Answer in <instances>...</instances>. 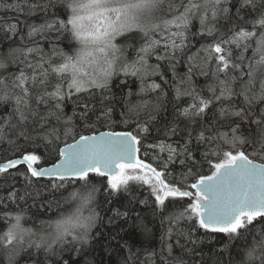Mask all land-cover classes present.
<instances>
[{"label":"snow or ice","instance_id":"6c2138e0","mask_svg":"<svg viewBox=\"0 0 264 264\" xmlns=\"http://www.w3.org/2000/svg\"><path fill=\"white\" fill-rule=\"evenodd\" d=\"M233 8L236 18H241L242 13L251 17L250 27L230 29L227 35L215 36L218 31L215 22L222 15L231 19ZM0 10L14 11L25 17L24 21L16 19L11 22L0 17V33H3L0 37V70H7L10 65L16 64L31 70L29 75L21 68L12 81L13 89L19 88L20 93L9 95L5 91L0 95V101L14 100V114L18 115V122L23 125L29 119L24 109L31 108V89L42 90L36 95V104H44L49 110L46 115L36 111L30 115L38 118L39 131L35 128L32 131L36 133V140L43 141L45 146L59 141L61 135H73L77 120L91 127L95 116L96 121L115 124L114 96L104 94L111 93L113 77L123 73L125 76L139 77L143 84L150 75L155 74L156 69L148 60L156 54L162 42L165 52H170L172 57L188 47L187 33L194 18L199 20L201 26L197 34L213 37L211 43L202 45L194 55L188 57L189 61L201 59L203 66L191 65L187 81H180L183 87H176V99L190 96L193 100L179 111V115L189 124L201 126L198 130L185 127L187 139L179 150L164 141L147 145L148 148H158L161 153L167 152L165 170L169 163L184 165L189 160L195 163L193 149L189 147L195 131V142L208 146L203 156L211 166V175H200L186 186L168 181L167 175L170 173L158 170L139 155L143 140L150 132L147 122H137L136 131L80 135L74 143H65L64 147L58 149L59 160L50 168L39 166L42 155L37 150L23 149L17 158L0 164V175L22 177L26 189L33 184L34 178L39 180L47 176L61 182L54 183L53 188H62L64 182L72 180L83 182L85 191L70 194V200L78 201L72 213L42 221L36 230L24 226L23 211H5L2 215L7 227L0 234V244L3 245L7 264H19L18 258L22 253L31 260L32 253L28 249L57 257L55 264H97L96 257L88 251L89 248L92 252L96 251L92 247L94 240L104 253L111 252L112 242L115 241L117 251L127 250L131 253L123 260V264H130L136 253H132L134 244L126 239L130 234L125 225L131 221L130 227L144 233L149 231L135 206L151 204L154 213L157 210L163 212L169 203L185 198L189 200L187 206L178 213L169 214L167 219L170 225L182 220L192 221L188 242L197 243L191 239V232L199 230H203L210 240L214 238L210 234H224L232 241L259 223L262 227L255 234L253 242L243 252L236 254L238 259L235 262L229 260V264H264V163L251 159L246 151L247 147L255 149L259 144L264 152V0H187V3L181 0L179 4L176 0H13V3L0 0ZM41 12L44 15L39 23L27 22L28 18ZM135 36H139L142 43L135 50L136 58L129 60L125 49L114 41L117 37L134 39ZM14 37L19 38V44H15ZM37 37L52 45L50 52L44 51ZM61 38L72 41L74 51L66 53L53 43V40ZM234 49L241 51V55L235 59ZM249 49L257 59L254 62L250 60L248 70L244 71L243 64L236 61L242 62V53ZM200 53L204 55L201 57ZM29 58L36 59L35 65ZM164 58L157 55L158 60ZM205 66L212 68L211 75L215 81L208 86L212 94L208 98L200 95L191 82L193 67H199L201 75H209ZM236 71L241 72L239 77L231 75ZM256 74L260 76L259 91H256ZM53 79L55 83H52ZM238 80L240 91H236ZM29 83L31 88L28 87ZM0 84L7 87L2 79ZM160 88V84L152 82L147 87H141L140 92H155ZM93 89L101 93L98 101ZM80 94H87L88 98L84 99ZM234 97H242V103L235 102ZM66 100H72L75 105L71 116L64 111ZM216 103L220 107L212 112ZM97 104L101 109L99 115L96 114ZM258 105L261 107L254 116L253 111ZM149 107V101L127 103V111L120 114L124 118L120 122L127 128L131 115L138 117L141 111ZM154 107L158 110L160 105ZM53 118L63 127H49ZM154 119L155 115L149 111V120ZM225 128L226 131L222 130ZM178 130V124L172 123L167 127L165 136L178 135ZM19 137L25 142L32 140L27 130L20 131ZM210 156H215L216 162L209 159ZM13 169L16 170L14 174L10 171ZM191 171L189 168V174ZM90 174L101 178L109 205L122 197L127 200V204L121 203L120 207L107 209L112 212L107 220L109 225L117 220L122 222L118 225L120 231L107 238V244L101 243L103 233L94 236L92 231L102 218L92 207L100 189L91 183ZM133 185L140 188L147 186L148 197L138 199L134 195ZM31 195L27 190L23 195L11 190L7 198L17 203ZM172 231L170 227L166 235L171 237ZM166 247L171 255V245ZM153 255L149 253L150 257ZM100 264H105L103 259ZM173 264H184V261L181 259Z\"/></svg>","mask_w":264,"mask_h":264},{"label":"trees","instance_id":"16d2710c","mask_svg":"<svg viewBox=\"0 0 264 264\" xmlns=\"http://www.w3.org/2000/svg\"><path fill=\"white\" fill-rule=\"evenodd\" d=\"M7 3H13V0H6ZM179 4L181 0H176ZM187 3V0H183ZM199 2V0H198ZM225 6H230L226 4ZM43 13H38L37 16L28 18L27 22L39 23L43 18ZM232 16L229 19L227 16H220L218 21L215 22V26L218 31L215 36L227 35L229 30H236L240 27H250L251 17L241 14V18L235 17V8L232 9ZM0 17L8 19L10 22L16 19L24 21L25 17L14 11L0 10ZM201 26L199 20L194 18L192 25L190 27L188 35L187 44L188 47L185 48L183 52H176L175 56L172 57L170 52H165L163 44L157 48L156 54L149 57V64L156 69L155 74L150 75L142 84L139 77L125 76L123 73L113 77L112 91L111 93H104L105 95L114 96L112 100V106L114 108L113 119L116 121L115 124H108L101 121H96L95 116H93L92 125L88 127L82 121H75L76 128L71 136H63L59 141H54L52 145L45 146L43 141L36 140V133L32 130L35 128L39 131L38 118H34L30 115L32 111L39 112L40 115H46L49 110L44 104L37 106L36 95L40 89L32 88V99L31 108L24 109L25 114L29 116L27 122L23 125L18 122V115L14 114L15 102L14 100H9L7 102L0 101V129H2L3 138L0 139V163L6 162L8 159L17 158L20 151L23 149H28L29 151L35 149L42 155V160L40 167L50 165L54 163L58 158V149L65 145V143H70L77 139L80 135H86L90 133H95L98 131H124L132 130L136 131V123L147 122L150 128V132L147 138L143 140V145L141 147L140 156L147 163L152 164L158 170H165L164 163L167 160V152L161 153L158 148H148V144H156L160 141H164L167 144H171L173 147L180 149L187 139V134L184 131L187 126L189 129L198 130L201 126L200 124H189L188 121L184 120L183 117L179 115V111L193 102L190 96H182L179 100L176 99V87L183 85L180 84L181 80L187 81L188 70L191 65L200 64L203 66V61L199 58L189 61L188 57L194 55L202 45H207L213 41V37H208L207 35H199ZM26 32L27 29L25 28ZM3 33H0V37ZM159 39L160 37H156ZM41 45L44 47L46 53L50 52L52 45L41 39L36 38ZM13 40L15 44H19V38L14 37ZM126 40L124 37H119L118 42ZM6 43H12V41H6ZM27 43V42H26ZM58 48L66 53H71L74 51L73 42L68 39L53 40ZM142 40L137 44L132 46V49L127 53V45L125 43L122 48L125 49V55L129 60H134L136 58V49L140 47ZM14 44V46H15ZM31 46V45H29ZM244 60L241 62L237 60V63H242L244 71H247V65L250 60L254 62L257 57L253 56V52L249 49L247 52L242 53ZM157 55L164 56V59L158 60ZM201 57L204 53H200ZM241 55L239 49H234L233 59ZM30 62L35 65L36 59L29 58ZM58 59V58H56ZM159 66L156 68V66ZM23 68L24 71L31 75V70L27 69L24 65H10L7 70H0V79L6 81L5 84H0V95L5 91L9 95L19 94L20 89H13L12 81L15 75L19 74L20 69ZM214 68V62L212 65ZM212 68L205 66V70L209 71L208 76L200 74L199 67H193L191 73V82L195 87L196 91L205 98L210 97L212 94L208 91V86L214 84V78L211 75ZM231 75L239 77L241 75L240 71L231 73ZM223 78V77H222ZM55 79L52 83H55ZM155 82L161 85V88L155 92L141 93V87H147L148 84ZM239 80L237 81L236 91H240ZM260 76L256 74V91H259ZM28 87L31 88L29 83ZM51 88H49V91ZM92 92L96 93V100L100 99L101 93L98 90L93 89ZM131 93V95H129ZM84 99H87V94H80ZM235 102L242 103V97H234ZM143 101H149L150 107L148 110H143L140 112L139 116L131 115L129 118V124L127 128L120 121L124 119L120 114L127 111V103L139 104ZM127 102V103H126ZM66 107L64 108L65 113L68 116L72 115V109L75 106L72 100H66ZM93 103H96L95 101ZM227 103V102H226ZM159 104L160 107L157 110L154 106ZM220 107L219 103H216L212 107V112H215ZM261 106H257L253 111V115L258 114V110ZM100 107L97 104L96 114H100ZM149 111L152 115H155L156 119L149 120ZM211 115V113H209ZM7 121V123H6ZM172 123L178 124V135L175 136H165V131L167 127ZM13 125L15 127H13ZM55 126L62 128V123H58L54 118L51 120L49 127ZM247 127V125H245ZM22 130H27L31 135L32 140L25 142L22 137H19V132ZM226 131L227 129H222ZM193 143L189 145L193 149V155L195 156V163L192 161H186L184 165L179 162L172 164L169 163L167 169L165 170L170 175H167V180L173 183H181L182 185H190L195 181V179L200 175H210L212 172L210 164L204 159L203 153L208 148L207 145L197 144L195 142V131H193L192 137ZM37 145H39L37 147ZM198 149V150H197ZM247 153L251 159L255 161L264 163V152L261 151L260 145L257 144L255 149L252 147L246 148ZM147 153V155H145ZM155 157V159H154ZM213 162H216L217 158L215 156H210ZM23 169V166H20ZM189 168L192 169L189 174ZM13 174L16 172L15 169L10 170ZM187 174L186 179L184 175ZM91 183L96 185L100 191L96 194L95 201L92 207L99 213L102 218L101 221L97 223L96 228H94L93 235L98 233H103L104 239L101 243L107 244V238L115 235L120 231L118 225L122 222L117 220L115 224L109 225L107 220L108 217L112 215V212L107 211L110 207H120V204H127V200L123 197L120 200H114L112 205L107 203L109 199L108 194L104 191V184L101 178L96 177L94 174H90ZM61 183L56 178L51 179H40L33 180V184L25 188V181L22 177L15 175H0V234L6 230V223L3 217L5 211L8 212H21L24 213L23 224L26 228H32L36 230L40 227L42 221L55 220L61 216L68 215L72 213L78 206V201L70 200V194L73 192H83L85 191V186L83 182L80 181H66L65 186L62 188H53V184ZM135 189L134 195L138 199H143L148 197L147 186L140 188L138 185L132 186ZM11 190L17 191L20 195H23L25 190L32 193L31 196L27 197L25 201H17L13 203L8 200V192ZM39 192V195L36 193ZM151 199V198H150ZM188 198L183 201H176L169 203L168 207L163 211H153L154 206L149 205H136V211L140 212L143 218V223L147 226L148 232L144 233L137 228L130 227L131 221L125 228L129 232V236L126 239L130 240V243L134 244L132 248V253H136L135 257H132L130 264H173L174 261L183 260L184 264H229V260L235 262L238 257V252H243L244 248L251 242H253L255 234L258 233L259 229L262 227L257 223L251 231H246L243 236L236 238L235 240L229 241L228 237L224 234H210L213 239H209V236L205 235L203 230L191 232V239L197 241L196 244L188 242L187 236L192 227V221L182 220L178 224L170 225L167 217L169 214L178 213L182 211L188 204ZM167 203V202H166ZM19 205V206H18ZM123 210V209H121ZM88 214V209L85 210V215ZM172 227L171 237L166 234L169 228ZM180 233H184L183 236ZM124 235L123 232H120ZM97 239L100 237L97 236ZM179 240V244H177ZM115 241L112 242V250L110 253H104L101 251L100 246L97 244L96 240L93 241L92 247L96 248L95 252L89 248L88 251L91 255L96 257L97 264H100L101 259L105 264H123L125 257L131 256L127 250L120 252L115 248ZM167 245H171V255L167 250ZM202 250V251H201ZM28 252L32 253V259L29 260L27 254L22 253L19 259V264H36V262H42V264H55L57 257L48 256L42 251L37 253L35 249H28ZM149 253H154L155 255L149 256ZM0 264H7V258L4 254L3 245L0 244Z\"/></svg>","mask_w":264,"mask_h":264},{"label":"rangeland","instance_id":"374dc122","mask_svg":"<svg viewBox=\"0 0 264 264\" xmlns=\"http://www.w3.org/2000/svg\"><path fill=\"white\" fill-rule=\"evenodd\" d=\"M118 39H119V37L116 38V40L114 41V43H117V44L120 45L121 47L124 46L125 43H126L127 45H129V46L127 47V53H129V51L132 49V46H133L134 44H137V43L141 40L139 36H135L134 39H126L125 41L122 40V41H119V42H118ZM162 44H163V42H162ZM210 175H211V174H210Z\"/></svg>","mask_w":264,"mask_h":264},{"label":"water","instance_id":"95a60500","mask_svg":"<svg viewBox=\"0 0 264 264\" xmlns=\"http://www.w3.org/2000/svg\"><path fill=\"white\" fill-rule=\"evenodd\" d=\"M100 132H108V131H107V130H103V131H98V132L90 133V134H86V135L98 134V133H100ZM77 139H79V137H78ZM75 140H76V139H75ZM75 140H74V141H75ZM74 141H72V142H70V143H67V144H72V143H74ZM62 147H64V145L61 146L60 148H62ZM14 159H15V158H14ZM58 160H59V158H58L54 163H52V164H55ZM256 162H257V163H261V162H258V161H256ZM3 163H5V162H3ZM0 164H2V163H0ZM52 164L47 165V166H43V167H48V168H50ZM53 178H55V177H53ZM40 179H51V178H49V177L46 176V177H42V178H40Z\"/></svg>","mask_w":264,"mask_h":264}]
</instances>
